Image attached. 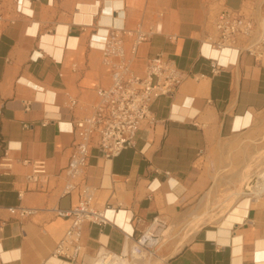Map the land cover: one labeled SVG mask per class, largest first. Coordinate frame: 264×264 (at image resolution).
I'll list each match as a JSON object with an SVG mask.
<instances>
[{
	"label": "crops",
	"instance_id": "crops-1",
	"mask_svg": "<svg viewBox=\"0 0 264 264\" xmlns=\"http://www.w3.org/2000/svg\"><path fill=\"white\" fill-rule=\"evenodd\" d=\"M25 6L29 14L18 11L16 0H0V264H75L53 255L70 225L56 209L79 202V189L63 193L72 128L94 111L97 89L111 83L90 37L112 26L153 30L135 53L133 37H125L135 70L162 56L186 78L173 95L153 102L156 123L142 127L135 146L106 158L92 144L85 174L92 204L110 207L116 224L83 222L77 264H91L102 245L130 249L156 216L165 229L151 264H264V178L256 174L264 170L256 159L264 153V58L203 45L216 33L221 9L258 18L264 0H25ZM206 56L226 66L214 72ZM33 160H45L48 171L29 180L26 161ZM18 206L35 213L20 218L12 211Z\"/></svg>",
	"mask_w": 264,
	"mask_h": 264
},
{
	"label": "built area",
	"instance_id": "built-area-1",
	"mask_svg": "<svg viewBox=\"0 0 264 264\" xmlns=\"http://www.w3.org/2000/svg\"><path fill=\"white\" fill-rule=\"evenodd\" d=\"M16 1L18 11L29 14L30 8L25 6V0ZM214 25L216 33L209 35L203 45L218 51L229 49L247 53L257 61L264 58V14L254 18L238 10L223 8L217 14ZM152 32L141 28L130 30L124 26H112L102 31L96 30L90 37L91 44L97 46L103 54V63L109 69L111 83L97 89L98 102L94 111L78 119L72 128L76 139L66 168L70 180L63 193L70 194L79 189V202L70 208L56 209L58 216L70 220V225L57 243L54 256L77 264L83 249V222L115 223L108 214L110 207L98 209L92 204L94 189L85 180L92 144L95 142L106 158L116 157L124 149L135 146L142 127L156 123L152 112L153 102L160 96L173 95L186 78L174 60L162 56L149 59L140 71L133 68V60L127 55L124 46L125 37H133L131 50L135 53L138 45L148 39ZM206 57L214 72L226 66L211 56ZM71 103L76 104V100ZM26 162L31 164L27 176L29 180H36L48 171L45 160ZM12 211L20 218L35 213L34 208L23 206L15 207ZM164 229V219L156 216L135 239L130 249L114 252L102 245L91 264H134L138 258L150 257L160 244ZM125 232L129 237L133 235V232Z\"/></svg>",
	"mask_w": 264,
	"mask_h": 264
},
{
	"label": "rangeland",
	"instance_id": "rangeland-1",
	"mask_svg": "<svg viewBox=\"0 0 264 264\" xmlns=\"http://www.w3.org/2000/svg\"><path fill=\"white\" fill-rule=\"evenodd\" d=\"M256 159L258 160V161H263L264 160V153H260L259 155H257L256 156ZM264 170L263 169H260L259 171H257L256 172V174H261V172H263ZM260 174H259V176H260ZM192 225H194V227H196L197 226V224H196V222L194 223V222H192ZM191 229H193V228H191ZM189 230V229H188ZM170 229H168L166 232H165V237L167 238V237H169L170 236ZM150 258L151 259H153L154 258V256H152V257H147V258H143L142 260H143V262H139V258L136 260V264L138 263V264H151V260H150ZM135 263V262H134Z\"/></svg>",
	"mask_w": 264,
	"mask_h": 264
},
{
	"label": "bare ground",
	"instance_id": "bare-ground-1",
	"mask_svg": "<svg viewBox=\"0 0 264 264\" xmlns=\"http://www.w3.org/2000/svg\"><path fill=\"white\" fill-rule=\"evenodd\" d=\"M261 176H262V178H264V171H263V173H262V175H261ZM262 190H263V189H262ZM262 190H261V191H262Z\"/></svg>",
	"mask_w": 264,
	"mask_h": 264
}]
</instances>
